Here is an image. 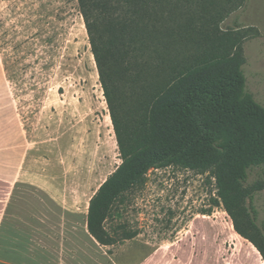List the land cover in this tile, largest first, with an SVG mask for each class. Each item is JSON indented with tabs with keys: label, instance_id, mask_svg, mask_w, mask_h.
Here are the masks:
<instances>
[{
	"label": "rangeland",
	"instance_id": "1",
	"mask_svg": "<svg viewBox=\"0 0 264 264\" xmlns=\"http://www.w3.org/2000/svg\"><path fill=\"white\" fill-rule=\"evenodd\" d=\"M236 25L246 31V89L264 105V0L222 23ZM121 161L78 0H0V174L14 181L15 222L37 215L32 238L51 241L67 264H264L214 203L215 180L178 167L151 170L133 199L127 216L139 235L101 246L87 231L89 201ZM263 176L254 166L246 182ZM252 203L264 234V186Z\"/></svg>",
	"mask_w": 264,
	"mask_h": 264
},
{
	"label": "trees",
	"instance_id": "2",
	"mask_svg": "<svg viewBox=\"0 0 264 264\" xmlns=\"http://www.w3.org/2000/svg\"><path fill=\"white\" fill-rule=\"evenodd\" d=\"M246 0H78L113 119L121 163L89 201L101 246L139 235L128 210L153 169L208 174L236 230L264 258L248 171L264 165V105L246 89ZM260 236V238H258Z\"/></svg>",
	"mask_w": 264,
	"mask_h": 264
},
{
	"label": "crops",
	"instance_id": "3",
	"mask_svg": "<svg viewBox=\"0 0 264 264\" xmlns=\"http://www.w3.org/2000/svg\"><path fill=\"white\" fill-rule=\"evenodd\" d=\"M3 167L0 164V168ZM13 183L10 177L0 174V264H67V259L61 253L59 257L53 255L51 241L32 238L36 231L34 223H40L37 215L29 214L26 221L18 220L16 223L13 216L17 215L18 218L20 214L14 215L11 209L7 211ZM61 224L60 220L59 229L62 231ZM62 247L59 242L60 250Z\"/></svg>",
	"mask_w": 264,
	"mask_h": 264
}]
</instances>
